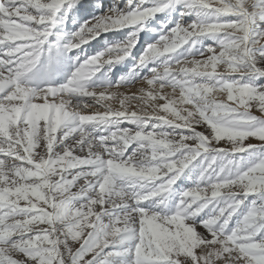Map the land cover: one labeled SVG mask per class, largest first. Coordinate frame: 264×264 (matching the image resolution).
<instances>
[{
	"label": "snow or ice",
	"instance_id": "6c2138e0",
	"mask_svg": "<svg viewBox=\"0 0 264 264\" xmlns=\"http://www.w3.org/2000/svg\"><path fill=\"white\" fill-rule=\"evenodd\" d=\"M0 264H264V0H0Z\"/></svg>",
	"mask_w": 264,
	"mask_h": 264
},
{
	"label": "rangeland",
	"instance_id": "374dc122",
	"mask_svg": "<svg viewBox=\"0 0 264 264\" xmlns=\"http://www.w3.org/2000/svg\"><path fill=\"white\" fill-rule=\"evenodd\" d=\"M140 87H147V86L145 84H143V83H140V84L133 85L130 88H127V89L122 88V89H120V91L125 92L126 94H131L132 92H136L137 89L140 88ZM111 104H112L113 108H118L119 107V104H118L117 101H111ZM125 126H127V125H125ZM200 130H203V129H200Z\"/></svg>",
	"mask_w": 264,
	"mask_h": 264
}]
</instances>
